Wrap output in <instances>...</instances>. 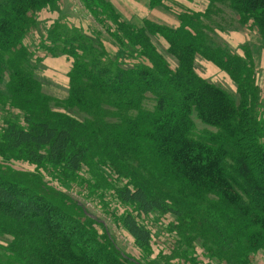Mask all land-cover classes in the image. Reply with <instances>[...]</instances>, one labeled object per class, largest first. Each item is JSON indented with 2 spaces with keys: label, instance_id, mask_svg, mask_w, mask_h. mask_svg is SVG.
Segmentation results:
<instances>
[{
  "label": "trees",
  "instance_id": "obj_1",
  "mask_svg": "<svg viewBox=\"0 0 264 264\" xmlns=\"http://www.w3.org/2000/svg\"><path fill=\"white\" fill-rule=\"evenodd\" d=\"M53 1L0 0V80L6 68L11 70V91L26 109L29 126L8 125V148L26 147L30 160L63 164L73 172L82 168L91 148L104 147L102 137L104 149H114L121 157L139 159L146 148L151 158L161 160L167 169L158 168L155 173L150 168L121 167L132 185L118 191L122 201L138 205L143 213L183 216L194 211L205 215L196 218L197 223L221 231L217 235L222 246H210V250L215 255H228L231 264L241 263L240 258L264 247V114L261 120L254 114L260 95L252 55L232 54L229 45L208 44L202 13L189 10L179 15L181 24L177 28L150 26L169 40L170 51L179 60L175 69L156 47L151 49L153 65L123 67L107 60L104 51L102 55L88 53L95 47L84 46L87 39L78 33L70 38L81 40L77 47L68 43L64 48L50 47L54 53L61 50L75 59L69 71L70 94L64 102L68 107L93 110L96 116L102 115L98 119L106 114L119 118L118 122L82 121L52 109L51 98L41 91L30 69L29 53L23 44L32 14ZM84 1L88 7L111 13L119 22V15L105 0ZM163 1L150 0V4L156 7ZM211 1L214 6L226 0ZM228 1L241 24L253 18L264 38V0ZM126 25L118 23L124 39L135 41L136 36L144 35L140 30L134 36L138 29ZM119 39L124 44L121 36ZM82 46L84 53L80 52ZM98 49L99 53L102 48ZM198 53L232 76L243 100L240 106L226 89L197 75L193 61ZM148 91L156 96L153 111L141 108ZM131 110H138V114L131 115ZM194 111L204 123L217 128L209 138L193 136ZM165 175L178 187L179 194L189 198H168L175 202L168 203L164 194H155V180L159 184ZM210 195L215 198H208ZM206 206L210 209L207 213ZM0 218L16 224L14 250L25 264H129L128 258L78 215L1 172ZM123 223L140 247L149 245V229L133 214L124 217Z\"/></svg>",
  "mask_w": 264,
  "mask_h": 264
},
{
  "label": "rangeland",
  "instance_id": "obj_2",
  "mask_svg": "<svg viewBox=\"0 0 264 264\" xmlns=\"http://www.w3.org/2000/svg\"><path fill=\"white\" fill-rule=\"evenodd\" d=\"M105 2L119 15L118 23L123 21L127 24L126 28L138 29L135 30L134 36L140 30L144 31V35L136 36L135 41H131L129 37L124 39L111 13L96 10L93 6L88 7L84 0H54L50 5L32 14L29 31L23 44L29 53L30 69L38 78L41 91L51 98L53 110L82 121H119V118L107 114L104 119H98L102 118V115L96 116L93 110L68 107L65 104L71 86L69 71L75 59L61 50L54 53L50 47L64 48L65 43L77 47L81 40L70 38L82 33L87 39L84 46L95 47L88 53L102 55L104 51L107 60H114L123 67L138 64L153 65L151 49L156 47L158 53L165 58L163 59L168 61L169 67L175 69L179 67V60L171 53L169 40L150 26L177 28L181 24L179 15L189 10L202 13L201 25L208 44L215 47L229 45L232 54L244 57L248 53L252 55L254 78L260 95L254 114L258 120H261L259 117L264 114V68L260 63L264 62V38L253 18L241 24L243 22H240L237 13L229 6L228 0L218 2L214 6H211L212 1L208 0L205 7L203 0H164L162 5L156 7L151 6L150 0H105ZM173 19L176 23H173ZM243 31H247L246 39L239 33ZM119 36L124 44L120 42ZM234 39L240 41L237 46L232 43ZM140 40L144 42H139ZM84 46L80 50L82 53L85 51ZM99 47L102 50L98 53ZM193 69L204 80L226 89L239 106L243 103L238 85L218 63L198 53L194 57ZM11 80V70L6 68L0 80L1 173L30 186L34 191L42 192L47 198L78 215L121 256L128 258L129 264H231L228 262V255L222 253L215 255L210 250L212 249L210 246H222L217 235V232L221 231L197 223L196 218H205V215L191 210H188L190 214L186 215V213L183 216L160 211L143 213L138 205L126 203L119 198V190L129 185L132 187L130 176L122 173L124 169L121 167L125 169L136 167L142 171L150 168L155 173H157L155 169L161 168V171L167 169V167L163 168L161 160L156 157L151 158L146 148L139 153L141 154L139 159L129 158V155L121 157L122 155L114 149H104L102 137L101 143L104 147L98 150L91 148V156L82 168L75 172L68 170L63 164H54L48 160L42 162L30 160L29 149L26 147L8 148L6 140L8 125L14 123L22 128L29 127L26 121V109L18 103L11 91ZM155 107L156 96L150 91L146 92L141 104L142 110L153 111ZM130 114L135 116L138 110H131ZM192 119L195 124L192 134L196 138L207 139L217 131L216 127L204 123L196 111L192 113ZM111 138L113 139L112 135ZM155 182L154 193L164 194L163 198H166L168 203H175L173 199L168 198H189V195L185 197L177 192L178 187L170 182L168 175L159 180V184L157 179ZM207 197L215 198L211 195ZM207 210L210 209L206 206L204 212L207 213ZM128 214H133L149 229L151 242L148 246L140 247L126 229L123 218ZM16 232H18L16 224L0 218V264H25L18 250H14ZM240 259L239 264H264V247L251 251L246 258Z\"/></svg>",
  "mask_w": 264,
  "mask_h": 264
},
{
  "label": "crops",
  "instance_id": "obj_3",
  "mask_svg": "<svg viewBox=\"0 0 264 264\" xmlns=\"http://www.w3.org/2000/svg\"><path fill=\"white\" fill-rule=\"evenodd\" d=\"M204 2H203V4H204V7L207 5V3H208V0H203ZM203 7V8H204ZM201 10H203V9H201ZM173 23H176V21H175V19H173ZM248 29V28H247ZM248 31L250 32V30L248 29ZM239 33H241L243 36H241V37H243V38H245L246 39V37H245V35H246V33H247V31H243V32H239ZM251 33V32H250ZM259 37V36H258ZM261 37V36H260ZM263 39V38H262ZM247 40H249V38H247ZM235 46H237L239 43H240V41L239 40H237V39H234V41L232 42ZM258 46H260V44L258 45ZM260 59V58H259ZM259 63H260V61H259ZM260 66L261 67H263L264 68V62H263V64L262 63H260Z\"/></svg>",
  "mask_w": 264,
  "mask_h": 264
}]
</instances>
